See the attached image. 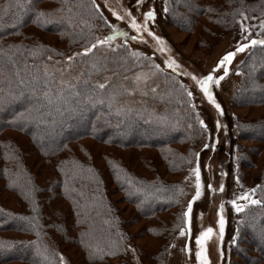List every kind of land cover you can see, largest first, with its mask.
<instances>
[{"label":"trees","instance_id":"16d2710c","mask_svg":"<svg viewBox=\"0 0 264 264\" xmlns=\"http://www.w3.org/2000/svg\"><path fill=\"white\" fill-rule=\"evenodd\" d=\"M93 4L94 0H29L17 7L16 0H0V96L5 97L0 104V196L14 195L21 207L10 208L0 197V264H114L133 246L141 252L131 231L140 220L147 225L138 235L162 241L154 259L166 264L172 237L185 226L184 176L191 170L203 128L183 82L162 78L165 89L158 97L151 95L153 104L128 107L116 96L112 99L114 87L100 89L94 77L67 81L75 87L62 83L53 62L91 46L90 36L71 22L73 15L88 26L97 18L103 20ZM163 4L169 23L188 34L196 32L206 17L217 28L207 29L215 32L214 40L229 32L246 38L240 42L242 37L234 36L236 48L264 40V0H163ZM39 12L49 22H39ZM39 34L57 35L65 45L45 42ZM242 54L237 68L243 69L245 78L233 95L234 104L264 107V44L249 43ZM45 68L53 75L45 76ZM244 122L235 121L237 140L264 144V135L256 134L264 133V118ZM50 133L53 136L46 138ZM86 139L107 147L103 168L81 145ZM239 147L238 179L244 190L241 168L248 167L249 153L245 156ZM129 151L157 152L159 163L157 158L142 157L151 178L131 166L135 158ZM261 167L252 193L260 203H249L236 218L240 235L233 237L232 245L237 248L241 235H251L254 242L261 239L250 231L254 220L264 233V164ZM120 191L133 208L131 217L125 218L112 200ZM62 203L69 205L68 211H63ZM167 213L173 219L165 220L162 215ZM70 248L82 253L75 263L68 256Z\"/></svg>","mask_w":264,"mask_h":264},{"label":"rangeland","instance_id":"374dc122","mask_svg":"<svg viewBox=\"0 0 264 264\" xmlns=\"http://www.w3.org/2000/svg\"><path fill=\"white\" fill-rule=\"evenodd\" d=\"M93 6L103 13V20L96 17V24L88 26L73 15V18L70 16L73 20L71 24H75V29L85 31L93 40L92 44L105 37L115 35V38L107 44L97 45L95 51L91 53L85 54L82 50L79 53L67 55L64 59L54 60L53 62L58 65L61 79L71 82L74 78L94 77L98 84L107 82L105 87H114L113 91L119 103L128 107H138L153 104L151 95L158 97L165 89V81L162 78H174L175 83L183 82L188 93H191L190 100L197 112L199 122H204V124L200 123L203 136L195 149V159L191 170L184 176L188 183L184 214L188 212L189 203H191V212L185 216L184 228L172 237L166 264H202V258L197 256V252H201L209 264H264V249L261 252V248H264V233L257 229L260 224L258 220L253 221L250 231H256L255 233L261 236L259 241L254 242L251 240L252 236L246 234L241 235L243 241L239 243L238 248L232 245L233 237L237 235L239 228L236 218L241 212L236 211L232 201L235 200L242 210L245 209L250 202L242 197L247 193L252 199V193H256V177L260 174L261 165L264 164V144L237 140L234 136L236 120L245 121L244 123L247 124L264 118V107L241 108L234 104L233 95L245 78L243 69L237 68L242 61L243 52H236L230 63L223 67L219 66V60L227 52L236 49L233 46L234 36L235 40H239L242 36L244 37L243 33L229 32L214 40L212 35L215 32L209 34L207 29L217 31V28L204 17L201 19V24L196 27V32L188 34L169 23L163 0H140L139 3L137 0H94ZM150 10L155 12L154 19L145 16V13ZM118 16L123 19H118ZM133 17L141 25L140 31L132 28ZM145 23L147 28L144 27ZM39 35L45 42L59 47L65 45L57 35ZM155 37H160V40ZM243 41L245 39L241 38L240 42ZM87 46L89 47V44ZM82 55L90 56V59H82ZM69 56L73 57L72 61L67 60ZM169 64H172V67H169ZM225 67L227 74L224 73ZM209 74L213 75L214 80L209 82L208 87L216 102L221 105L222 112L207 98L197 83ZM221 76L223 79L216 83V78ZM256 134L259 137L264 135L260 132ZM52 136L50 133L46 138ZM205 144L208 145L207 148L204 147ZM81 145L90 151L93 158L97 160V164L103 168L104 157L108 156L107 147L92 139L83 140ZM239 146L244 149L245 156L247 153L250 154L246 158L249 168L247 166L241 168L244 174L242 179L244 190L239 187L241 180L238 179L237 166L241 160L237 151ZM257 151H260L258 155ZM130 153L131 158H135L131 166L151 178L152 172L150 173L142 164V157H153L158 161L157 152L134 153L131 151ZM157 167L163 171L161 165ZM196 167L200 169L201 195L194 200L196 176L193 169ZM250 189L255 191L250 192ZM111 197L119 210H124L121 211L122 215L125 218L131 217L133 208L124 201L122 192H117ZM2 199L7 200L5 205L10 208L15 210L21 208L14 195L8 194ZM61 208L64 212L68 211L69 205L62 203ZM135 215L137 213H134ZM162 216L167 221L170 218L173 219V216L168 213ZM221 216L225 222L222 239L219 231ZM132 219H134L133 216ZM145 224L144 220H140L131 228L135 235L133 241L141 248V252L132 245L131 252L114 261V264H157L154 258L162 241L147 235H138L145 233ZM209 227L213 229V233L201 246L197 243V237L200 232L206 231ZM181 231L184 235H181ZM68 256H72L75 263L76 259L82 257V253L78 249L70 248Z\"/></svg>","mask_w":264,"mask_h":264},{"label":"snow or ice","instance_id":"6c2138e0","mask_svg":"<svg viewBox=\"0 0 264 264\" xmlns=\"http://www.w3.org/2000/svg\"><path fill=\"white\" fill-rule=\"evenodd\" d=\"M28 2H29V0H16L17 7H23L24 4L25 3H28ZM137 2L139 3L140 0H137ZM145 16H147L148 18L154 19V17H155L154 10L148 11L147 13H145ZM118 19H123V17H119L118 16ZM37 20L39 22H41V23H47V22H49L46 14L43 13V12L37 13ZM131 26H132V28L136 29L137 31H140L141 25H139L136 22V20H135L134 17L131 20ZM144 27L147 28V24L146 23L144 24ZM262 27H264V24H262ZM150 34L151 35H155L154 33H150ZM114 38H115V35L109 36V37H105L102 40L101 39H98V40H96L95 43L91 44V46L85 47L84 48V53L85 54L90 53V52L93 51V49H95L97 47V45L107 44L110 40H112ZM155 38L157 40H160V37H155ZM243 39H246V38L242 36V40ZM249 43L252 44V45H255L257 43L264 44V40H254L253 39V40H250ZM249 43H239L238 46H237V48L235 49V51H229V52H227L219 60V66L223 67L227 63H230L232 61L233 57L235 56L236 52H243L249 46ZM49 59H51V58L49 57ZM67 60L72 61L73 60V57L72 56H69V57H67ZM70 67L71 66L69 65V68ZM169 67H172V64H169ZM224 73L227 74V68L226 67L224 68ZM44 75L45 76H52L53 73L51 71H49L47 68H45ZM194 79H195V77H194ZM220 79H223V76H221L219 78H216V83H219V80ZM213 80H214L213 75L209 74V75L205 76L203 79L198 80L197 83L200 85L201 89L203 90V93L207 96V98L213 104H215L216 108L217 109H221V105L216 102V100H215V98L213 96L212 91L208 87L209 82H211ZM21 83H23V81H21ZM62 83H67L69 87H75L74 85L70 84L67 81H62ZM87 83H88V81L85 80V84H87ZM106 83L107 82H105V83H99L97 85V87L100 88V89H104L105 86H106ZM33 90H35V89H33ZM76 94L79 95V93H76ZM188 94L191 95V93H188ZM13 95H14V93L10 90L8 92V96L9 97H12ZM115 95H116V93L114 92L112 99L115 98ZM4 102H5V97L4 96H0V104H3ZM221 112H222V109H221ZM200 123L201 124H204L203 121H200ZM205 127H206V125H205ZM204 147L207 148L208 145L205 144ZM193 171H194L195 176H196V194L193 197V199L195 200L196 198H198L201 195V191H200V188H201V183H200V169H199V167H196L195 169H193ZM249 191L250 192H254L255 190L254 189H250ZM242 199L249 200V202L252 203V204H258V203H260V201H258V200L250 199L247 193L244 194V196L242 197ZM232 203L236 206V211L237 212L242 211L241 206L239 204H237L235 200H233ZM190 212H191V203H189V205H188V212H186L184 215L187 216V215L190 214ZM224 223H225L224 222V218H223V216H221L220 217V220H219V231H220L221 239L223 237V232H224ZM212 233H213V229L211 227L207 228L206 231L200 232L199 236L197 237V243L200 244L201 246H203L205 239L209 238L210 237V234H212ZM181 235H184V232L183 231H181ZM197 256L202 258V264H209V261L207 260V258L205 256H203V254L201 252H197Z\"/></svg>","mask_w":264,"mask_h":264}]
</instances>
